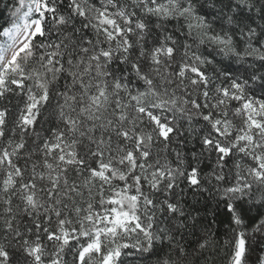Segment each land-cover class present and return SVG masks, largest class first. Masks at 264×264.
<instances>
[{"label": "snow or ice", "instance_id": "obj_1", "mask_svg": "<svg viewBox=\"0 0 264 264\" xmlns=\"http://www.w3.org/2000/svg\"><path fill=\"white\" fill-rule=\"evenodd\" d=\"M0 2V264H264V0Z\"/></svg>", "mask_w": 264, "mask_h": 264}, {"label": "trees", "instance_id": "obj_2", "mask_svg": "<svg viewBox=\"0 0 264 264\" xmlns=\"http://www.w3.org/2000/svg\"><path fill=\"white\" fill-rule=\"evenodd\" d=\"M0 7H3V3L2 2H0ZM7 13H5V15H6Z\"/></svg>", "mask_w": 264, "mask_h": 264}]
</instances>
